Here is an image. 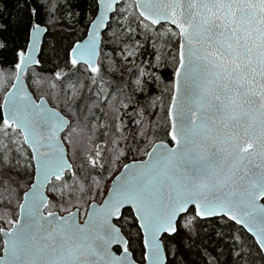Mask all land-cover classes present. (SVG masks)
<instances>
[{"label": "snow or ice", "instance_id": "1", "mask_svg": "<svg viewBox=\"0 0 264 264\" xmlns=\"http://www.w3.org/2000/svg\"><path fill=\"white\" fill-rule=\"evenodd\" d=\"M58 23L66 27L53 28ZM78 24L87 39L77 37ZM165 24L173 70L169 103L160 109L173 146L152 142L159 123L132 103L161 81L149 70L160 55L128 69L134 78L114 91L100 59L110 42L121 46L123 62L135 64L138 29L159 38L157 26ZM53 31L73 38L66 46L51 42ZM49 58L55 71L46 76ZM117 70L110 61L107 72ZM0 73L14 77L0 104V169L9 173L10 193L23 189L18 218L0 227V264L264 260V0H134L132 7L88 0L83 14L69 0H13L11 10L0 0ZM45 84L48 99L37 102L28 89ZM130 107L134 129L124 120ZM85 141L83 161L69 163ZM132 153L147 159L119 165ZM112 165L123 171L98 201ZM230 222L239 228L222 230Z\"/></svg>", "mask_w": 264, "mask_h": 264}, {"label": "trees", "instance_id": "2", "mask_svg": "<svg viewBox=\"0 0 264 264\" xmlns=\"http://www.w3.org/2000/svg\"><path fill=\"white\" fill-rule=\"evenodd\" d=\"M4 3L6 5V8L8 10H11L13 7V0H4ZM70 4H73L75 9L81 14H83L87 7H88V0H69ZM125 4L129 7H132L134 4L133 0H125ZM82 18V17H81ZM131 18V16H129ZM66 27V24L58 23L53 26L55 29H60ZM77 29H80V31L77 32V37L82 38L85 35L84 25L83 24H78L75 26ZM135 27V25H133ZM158 27L159 32L161 33V36L157 38L152 32H143L138 29L140 32L139 35L136 36V39L140 41V44L142 47H140L137 50V56H136V61L135 64L131 63H125L122 61L119 52H120V45L113 44L110 42H106L104 45L101 47V61L104 64V78L105 81H112L110 84H106V88L108 90L114 91L117 87L121 86L124 82H130L131 79L134 77L132 74L128 71L130 68H135L136 64H143L147 65L149 62H155V57L157 55H160L161 61L160 65L156 69H149L150 71H154L157 75L161 76V81H152L149 83L147 91L145 93H135V98L132 101L133 104H136L138 107L143 108L146 113V117L149 118L153 122H158L160 127L157 129V131L154 134L153 141L159 140V139H166L163 131V127L166 123V117L165 113L161 111L160 105L163 104L165 107V110L168 106L169 103V95L168 92L166 91L169 83H170V74L172 73L173 66H172V61L171 57L167 55V49L164 46L165 41L169 39V37L165 36L164 34L170 30V25L165 24L163 27ZM73 38L67 36V34H60L57 35L56 31L52 32V35L48 37V40L51 42H55L57 40H62L65 43V46L67 44V40ZM173 46L175 44V41H171ZM155 43V47H154ZM115 61V64L117 66V71L115 73H109L107 72V66L110 61ZM31 71V69H29ZM55 71V63L49 58L45 64L44 67V74L46 76L51 75ZM86 75V74H85ZM7 73H0V103L2 96L5 92V90L8 89L11 79L13 77H7ZM26 82L28 86L32 84L31 80H27ZM31 92L33 93L35 98H38L40 96H45L46 99H48V87L45 84L43 88L40 89V91H37L35 87H29ZM127 94V91H126ZM85 97H88L89 94L87 90L84 92ZM91 99H94V97H91ZM155 101L156 103V110L155 112L152 111L151 105L152 102ZM50 105L55 106V101L50 100ZM86 111V109H85ZM128 116L124 117L125 122L128 124L130 128H135V125L131 123L132 116H133V109L130 107L128 109ZM1 114V111H0ZM97 115H100L97 113ZM138 118V117H137ZM105 118L101 116V120H104ZM103 136H100L99 140L103 141ZM129 143H132L131 137H129ZM86 141L85 145H78V151L75 159L71 158V154H69L70 158L69 160L71 161L72 164H78L83 161V152L86 147ZM147 143V142H145ZM123 146V144L121 145ZM140 147H144V144H140ZM135 157H143L140 155H137L136 153H132L126 158H122L121 161L119 162V165H122L124 162L129 160L130 158H135ZM121 166L118 165H112V171L111 172H105L103 173V178L101 179L100 183V188L103 189V194H101L98 197V201L101 200V198L104 196L107 188L109 181L111 177L114 175L115 172L119 170ZM93 175H96V173H92ZM9 173L6 169H0V227H7L8 224L4 222L5 219L11 217V218H16V213H17V208H16V203L18 198L22 195L23 189H20L19 192H9L7 190L8 184H7V177ZM12 188H15V184L11 185ZM96 192V186L92 184L89 181V193H95ZM2 195V196H1ZM11 196L12 199V204H7V198ZM87 199V197H86ZM67 206V205H66ZM50 209H59V207L55 208H50ZM225 224V221H219L218 222V227H222ZM239 226H236L234 222H230L229 227H223L222 230L224 231H231L233 229H238ZM251 243V241H249ZM2 241L0 238V249H1ZM256 264H264V260H261L260 257L257 255L255 257Z\"/></svg>", "mask_w": 264, "mask_h": 264}, {"label": "water", "instance_id": "3", "mask_svg": "<svg viewBox=\"0 0 264 264\" xmlns=\"http://www.w3.org/2000/svg\"><path fill=\"white\" fill-rule=\"evenodd\" d=\"M133 2H134V0H133ZM82 39H87V35H86V33H85V35L82 37ZM14 79V78H13ZM26 80V79H25ZM26 86H28V84H27V82H26ZM7 90H11L10 89V86L8 87V89ZM30 92H31V90L30 89H28ZM32 93V92H31ZM33 94V93H32ZM4 95V94H3ZM43 96V95H42ZM42 96H40V97H38V98H35L34 97V95H33V99H35V100H37V102H39V99L42 97ZM44 98H46L45 96H43ZM3 103V100L1 99V103L0 104H2ZM51 106V105H50ZM0 111H1V114H2V109H0ZM161 140H164V142L165 143H169L170 144V146H173L172 144H171V142H170V137L168 138V140H165V139H159V140H156V141H154L153 143H159ZM150 150V149H149ZM142 159H147V157L145 156L144 158H142ZM132 162V160L131 161H128V162H126V163H131ZM69 163H71L70 162V160H69ZM120 171H123V168L121 167L120 168V170L112 177V179H111V181H110V183H109V186H108V189H110V187H111V182H112V180L115 178V176L116 175H119L120 174ZM108 189H107V191H108ZM107 191H106V193H107ZM105 193V194H106ZM103 198H104V196H103ZM103 198L101 199V202H102V200H103ZM73 211H75L76 209L74 208V209H72ZM18 211V210H17ZM55 212H58V211H56V210H54ZM59 213V212H58ZM45 214H46V212H45ZM60 214V213H59ZM67 213L65 212V213H62V214H60V215H66ZM16 218H18L17 216H16ZM16 218H14V219H16ZM78 219H79V217H78ZM84 219H85V214H84V217H83V219H82V221H80L79 220V222L82 224L83 222H84ZM9 227V226H8ZM8 227H4V228H8ZM0 237H1V241H2V246H1V249H0V255H3V239H4V237H3V235L2 234H0Z\"/></svg>", "mask_w": 264, "mask_h": 264}, {"label": "flooded vegetation", "instance_id": "4", "mask_svg": "<svg viewBox=\"0 0 264 264\" xmlns=\"http://www.w3.org/2000/svg\"><path fill=\"white\" fill-rule=\"evenodd\" d=\"M99 142L102 143L103 141L99 140ZM144 157H145V156H143V157H135V159H142V158H144ZM133 159H134V158H130V159L127 160L126 162L131 161V160H133ZM126 162H124V163H126ZM120 168H121V167H120ZM120 168H119V169H120ZM118 171H119V170H118ZM118 171H117V172H118ZM117 172H115L114 175H115ZM114 175H113V176H114ZM113 176H112V177H113ZM112 177H111V178H112ZM110 180H111V179H110ZM109 182H110V181H109ZM50 210H57V209H50ZM57 211H58L59 213H61V214L64 213V212H60L59 210H57ZM83 217H84V212H82V210H81L80 215H79V220L82 221Z\"/></svg>", "mask_w": 264, "mask_h": 264}, {"label": "rangeland", "instance_id": "5", "mask_svg": "<svg viewBox=\"0 0 264 264\" xmlns=\"http://www.w3.org/2000/svg\"><path fill=\"white\" fill-rule=\"evenodd\" d=\"M14 78V77H13ZM10 86V85H9ZM3 97V96H2ZM1 191V190H0ZM0 194H1V192H0ZM2 196V195H1ZM57 210H59L60 211V209H57ZM60 212H62V211H60ZM82 212H83V210H82Z\"/></svg>", "mask_w": 264, "mask_h": 264}]
</instances>
